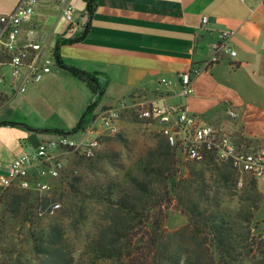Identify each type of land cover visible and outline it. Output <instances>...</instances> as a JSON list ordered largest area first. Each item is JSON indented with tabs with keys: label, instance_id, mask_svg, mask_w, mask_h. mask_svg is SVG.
Returning <instances> with one entry per match:
<instances>
[{
	"label": "crops",
	"instance_id": "crops-1",
	"mask_svg": "<svg viewBox=\"0 0 264 264\" xmlns=\"http://www.w3.org/2000/svg\"><path fill=\"white\" fill-rule=\"evenodd\" d=\"M19 1L0 0V15L11 12ZM72 3L75 27L54 0H39L19 35L20 47L41 45L38 65L50 62V72L39 83L29 81L26 67L14 78L9 56L0 49V123L24 125L0 126V180L17 158L59 135L41 130L72 129L92 100L88 87L54 61L59 40L79 36L85 26V39L62 45L60 55L67 66L98 75L105 94L96 113L144 100L184 104L205 122L264 146V0H97L91 19L85 0ZM203 17L208 18L206 24ZM223 32L231 34L236 56L222 55L193 79L194 93L181 98L179 75L203 67ZM228 107L240 115L235 122L226 114ZM124 112L133 110L120 115ZM92 122L89 117L85 129L72 135L74 140L87 137L85 130ZM153 125L160 132V125ZM96 129V135H104L100 123ZM258 187L263 199L257 218H263L264 182L258 181ZM2 191L0 187V195Z\"/></svg>",
	"mask_w": 264,
	"mask_h": 264
},
{
	"label": "trees",
	"instance_id": "trees-1",
	"mask_svg": "<svg viewBox=\"0 0 264 264\" xmlns=\"http://www.w3.org/2000/svg\"><path fill=\"white\" fill-rule=\"evenodd\" d=\"M85 2L91 19L97 0ZM87 33L85 26L79 36L59 40L54 61L88 87L92 100L72 129L43 132L75 135L85 129L89 117L94 119L96 115L105 94L98 75L67 66L60 55L62 45L78 44ZM0 126L24 125L1 122ZM98 141L99 147L92 157L74 156L81 162L105 159L98 151L110 142V136L101 135ZM180 158L178 149L158 132L154 142L144 148L120 178L89 183L76 172L64 171L61 181L66 184L71 201L73 198L76 203H92L99 208L95 233L78 257L70 251L57 224L50 230L31 234L37 257L31 264H264V235L257 233L260 223L255 220L263 199L258 181L246 177L238 209L229 210L211 197L218 195L216 183L225 190L237 186L239 176L231 162L207 151L205 158L193 163L184 176ZM200 187L203 190L198 191ZM173 203L188 222L181 229L168 232L166 214ZM54 204L40 193L17 187L3 190L0 195L4 213L24 225L53 216L49 210ZM19 261L8 263L0 259V264H28Z\"/></svg>",
	"mask_w": 264,
	"mask_h": 264
},
{
	"label": "built area",
	"instance_id": "built-area-1",
	"mask_svg": "<svg viewBox=\"0 0 264 264\" xmlns=\"http://www.w3.org/2000/svg\"><path fill=\"white\" fill-rule=\"evenodd\" d=\"M61 9L65 20L72 26L75 22V6L72 0H54ZM245 2L247 0H240ZM39 6V0H20L17 6L6 14L0 15V49L9 56V64L14 78L18 77L24 67L29 70V81L39 83L50 72V62L38 65V51L41 45L33 44L20 47L18 38L23 27L30 21ZM207 17L202 23L206 24ZM231 34L223 32L219 42L213 45L214 55L203 67L193 68L179 75V96L187 99L193 93V79L207 71L221 60L222 55L235 57L236 51L230 44ZM1 81V79H0ZM164 85L170 81L162 80ZM24 91V88H21ZM131 108L139 119L160 125V133L181 153L187 163H198L205 158L207 151H214L220 160H229L238 174L237 187L242 189L245 178L264 182V146L254 144L242 133H230L224 126L205 122L202 117L187 111L184 104L158 105L149 101L135 102L131 106L121 104L117 109H101L96 113L92 124L86 128L87 137L74 140L68 135H57L53 139L42 141L30 153L17 158L9 167L8 175L0 180V187L6 190L17 187L44 193L50 190L49 179H61L65 171V155L92 157L99 147L96 135V123L105 131L113 132L120 119V111ZM226 114L232 121L239 118V113L228 107ZM88 135H91L88 137ZM60 204H54L49 214L54 215Z\"/></svg>",
	"mask_w": 264,
	"mask_h": 264
},
{
	"label": "rangeland",
	"instance_id": "rangeland-1",
	"mask_svg": "<svg viewBox=\"0 0 264 264\" xmlns=\"http://www.w3.org/2000/svg\"><path fill=\"white\" fill-rule=\"evenodd\" d=\"M157 132L158 128L152 122L139 119L135 112H124L116 123L113 132L104 131V135L110 136V142H106L98 154L105 155V159L81 162L73 154L65 155L63 159L65 173L76 172L89 183L120 178L125 169L133 164L144 148L154 142ZM69 137L74 139L72 135ZM193 165V163L184 162L180 158L182 175L186 176L189 168ZM48 182L50 190L42 193V195L49 198L53 203L60 204V208L51 217H45L43 220L36 219L34 220L35 223L27 222L24 225L18 219L11 218L4 213V208L0 205V259H4L8 263H15L17 260L28 262V264L34 263L37 257L35 256L31 234L37 235L42 230H50L53 224L62 228L70 251H73L76 257L82 253L87 240L93 237L99 208L92 203H76L73 198L71 201L68 197L67 186L62 183L61 179H49ZM214 189L218 192L216 197L213 195L211 197L214 202L220 201L222 206L229 210L238 209V197L241 190L237 186L231 190H225L222 185L216 183ZM201 190L203 188L200 187L198 191ZM36 196L33 194V198ZM175 207L174 203L171 204L166 214L165 229L168 232L181 229L188 222L187 216ZM263 218H257L256 214L255 220L260 223L257 233L262 235H264Z\"/></svg>",
	"mask_w": 264,
	"mask_h": 264
}]
</instances>
